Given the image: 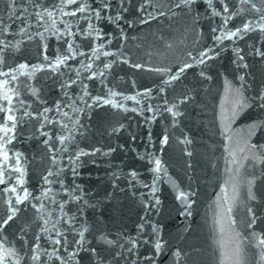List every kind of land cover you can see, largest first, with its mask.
Instances as JSON below:
<instances>
[{
    "label": "snow or ice",
    "instance_id": "snow-or-ice-1",
    "mask_svg": "<svg viewBox=\"0 0 264 264\" xmlns=\"http://www.w3.org/2000/svg\"><path fill=\"white\" fill-rule=\"evenodd\" d=\"M201 8L205 16L201 15ZM168 18L173 21L182 18V39L177 41L171 36L165 39V30L161 28L159 39L163 41L165 54L148 48L144 53L146 60L138 56L144 44L138 43L139 34L130 35L133 26ZM105 21L115 27L107 31ZM53 37L54 40L50 39ZM129 42L133 47H129ZM229 46L238 76L233 83L224 75L225 92L232 103L229 114L225 116L222 109L219 117L223 128L220 135L225 140V170L230 174L220 185L223 198L220 193L216 197L220 264H241L245 254L242 241L249 239L259 250L257 264H264V230L256 227L264 220V211L258 217L253 206L254 201L264 199V188L258 192L255 172L243 180L237 179L241 169L255 168V163L245 164L249 158L262 162L264 167V145L252 144L249 138L257 124L253 121L248 134L234 146L229 122L253 104L264 108V67L260 71V83L249 84L252 65L246 51L251 48L264 61V0H203V5L197 0H3L0 264H157L155 257L165 249L172 252L173 264H181L187 253L179 246L169 249L163 225L157 219L164 211L157 183L161 174L167 177L169 173L156 149L151 154L137 152L151 164V176L146 177V182L135 167L125 172L115 170L110 181L117 189L120 182L127 188L135 184L143 188L132 193L139 202L135 232L114 231L111 220L106 218L92 217L89 221L86 212L94 211L99 201L77 182L80 158L88 154L107 156L115 149L99 144L81 146V133L87 131L82 123L83 115L91 118L95 115L93 109L102 111V106L125 111L131 108L144 117L140 123L150 124L161 118L172 126L178 125L201 98L198 85L213 80L210 66L214 58H219L221 50ZM124 65L138 70L129 81L134 90L118 91L114 86L117 71L122 72V79H128ZM189 72L192 80H187ZM141 80L147 86H142ZM48 83L59 90L58 98L51 101L45 91ZM259 126L264 127V121ZM124 128L125 124L117 123L108 131L119 132ZM147 134L153 139L151 131ZM24 135L38 137L42 148L31 163L30 157L16 146L18 138ZM173 135L166 126L158 137L160 153ZM130 139L134 143L136 137ZM176 139L182 144V152L188 154L186 167L191 170L194 137L190 130L184 129ZM118 147L124 148L125 144ZM32 164H37L39 178L34 187L29 186L28 179ZM69 172L70 180L66 179ZM124 176L127 180L118 179ZM172 188L174 200L182 209L179 215L190 217L196 192L190 184L179 180L172 181ZM241 196L246 209L244 228L249 236L237 230L238 222L232 215ZM9 228H14L9 233L12 240L3 235ZM226 230L230 235L229 248L224 246Z\"/></svg>",
    "mask_w": 264,
    "mask_h": 264
},
{
    "label": "water",
    "instance_id": "water-1",
    "mask_svg": "<svg viewBox=\"0 0 264 264\" xmlns=\"http://www.w3.org/2000/svg\"><path fill=\"white\" fill-rule=\"evenodd\" d=\"M197 3L203 5V0H197ZM2 6L3 0H0V9ZM201 15L205 16L203 8H201ZM182 23V18L174 21L168 18L133 26L130 35L139 34L140 41L138 43L144 44V48L140 49L138 56H143L146 60L147 56L144 53L148 48L155 49L164 55L163 41L159 39L161 35L159 29L165 30V39L171 36L172 39L179 41L182 39ZM204 26L206 27V25ZM104 27L107 31H111L115 25L105 21ZM50 39L54 40V37ZM188 39L190 40L191 37L189 36ZM249 39H251V34ZM255 39L259 44V35H256ZM129 47H133L132 42H129ZM241 47H244V44H241ZM133 50L135 51V48ZM176 50H179V45ZM246 51L248 53L247 59L252 65V68L249 69L252 75L248 77L247 82L252 84L255 81L256 84H259L260 71L264 67V61L255 56L251 48H247ZM221 53L219 58H214L210 66L213 80L198 85L201 98L197 100L195 107L184 115L178 125L172 126L170 122H165L161 118L152 121L150 124H143L139 121L143 120L144 117H141L139 113H134L131 108L125 111L109 106H102V111L93 109L95 115L91 118L83 115L82 120V123L87 126L86 134L82 132L80 136L82 147L99 144L101 147L115 149L113 153L107 156L88 154L80 158L77 167L79 173L77 182L84 186L85 191L90 196H95V200L99 201L94 211L92 209L87 210L86 214L89 221L91 222L92 217L106 218L111 220L114 231L122 230L125 234L135 232V225L139 223V202L138 197H133L132 193L143 191V188L139 184H135L133 188H127L123 182H120L117 189L111 185L110 181L115 170L125 172L127 168L135 167L140 173L141 179H145L146 182V177L151 176V164L142 155H137V152L151 154L153 149H156L157 154L162 155L164 165L169 173L167 177L161 174L157 183L158 191L162 195L161 206L164 209L163 214L159 215L157 219L158 223L163 225L164 238L168 241L169 249L179 246L187 253V257L182 258L181 264H220L222 255L221 246L218 243L221 233L217 220L218 201L216 197L220 193L221 199L223 198L220 185L228 180L230 174L225 170L224 152L226 150L223 148L225 140L220 135L223 128L219 117L222 109L225 116L229 114L232 103L231 97L225 92L224 75H228L229 79L235 83L238 73L235 72V65L232 63L234 56L231 46L223 48ZM134 71L138 70H133L124 65V72H127L128 79H122V72L120 71L115 73L114 86L118 91L134 90L129 83ZM151 78L148 76V79ZM192 79V73L189 72L187 80ZM140 84L147 86L145 80H141ZM45 91L48 93L47 99L49 101L58 98L59 90L54 88L52 83L46 84ZM121 102L133 103L131 101ZM146 115H151V113H146ZM253 121L257 124L252 129L249 138L252 144L264 145V127L259 126V122L264 121V108L253 104L242 109L229 121L232 125L231 135L234 146L248 134L249 124ZM117 123L125 124V128L119 132L108 131ZM166 126L167 130L173 132L174 135L170 138L169 144L164 146L163 152L160 153L158 151L160 148L158 137ZM184 129L190 130L194 137V144L192 145L194 155L191 157L194 167L191 170L186 167L189 159L188 154L182 152V144L176 139ZM149 131L153 137L151 140L147 134ZM131 136L136 137L134 143L130 139ZM118 144H125V147L119 148ZM16 146L20 147L21 151L30 157V163L33 157H38L42 152L38 137L24 135L18 138ZM251 163H255V168L245 167L241 169V174L237 179L243 180L246 175L255 172L258 177L256 188L259 192L260 189L264 188V178H261L264 167H262V162H253L251 158L245 162V164ZM28 179L30 187L39 183L37 164H32ZM66 179L70 180V172L66 175ZM118 179L127 180V177ZM173 180L182 181L185 185L190 184L196 192L190 217L179 215L182 209H180L179 203L174 200ZM53 186L55 187V185ZM228 188L230 194V182ZM241 191L242 193L244 191L243 185H241ZM94 202L90 201V203ZM253 206L258 210L257 216L259 217L260 211H264V199L254 201ZM0 210H2V201H0ZM232 215L238 222L237 230L242 235L249 236V231L244 228L246 209L243 196L234 205ZM113 216L115 219H111ZM188 225H191L190 229ZM225 226L227 228V221H225ZM256 227L257 230H264V220H261ZM13 231L14 228H9L8 232L3 233V235H7L9 240H12L13 237L9 233ZM224 246L225 248L231 247L230 235L227 230L224 233ZM242 247L245 254L241 259V264H257L256 257L259 255V250L252 240H243ZM140 254L144 255L143 252ZM155 259L157 264H173L174 258L172 252L165 249Z\"/></svg>",
    "mask_w": 264,
    "mask_h": 264
}]
</instances>
